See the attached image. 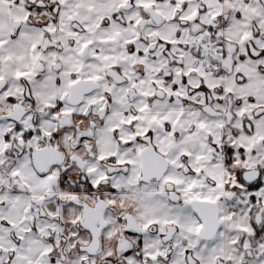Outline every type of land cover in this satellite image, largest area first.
Returning a JSON list of instances; mask_svg holds the SVG:
<instances>
[{"label":"snow or ice","instance_id":"6c2138e0","mask_svg":"<svg viewBox=\"0 0 264 264\" xmlns=\"http://www.w3.org/2000/svg\"><path fill=\"white\" fill-rule=\"evenodd\" d=\"M0 264H264V0H0Z\"/></svg>","mask_w":264,"mask_h":264}]
</instances>
